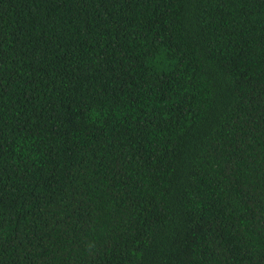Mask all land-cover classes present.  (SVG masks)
I'll return each instance as SVG.
<instances>
[{
  "label": "trees",
  "instance_id": "obj_1",
  "mask_svg": "<svg viewBox=\"0 0 264 264\" xmlns=\"http://www.w3.org/2000/svg\"><path fill=\"white\" fill-rule=\"evenodd\" d=\"M0 264H264V0H0Z\"/></svg>",
  "mask_w": 264,
  "mask_h": 264
}]
</instances>
